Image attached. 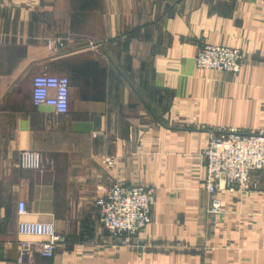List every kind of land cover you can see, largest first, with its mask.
<instances>
[{
    "label": "crops",
    "instance_id": "crops-1",
    "mask_svg": "<svg viewBox=\"0 0 264 264\" xmlns=\"http://www.w3.org/2000/svg\"><path fill=\"white\" fill-rule=\"evenodd\" d=\"M205 44L239 49L240 72L199 70ZM44 74L69 79L67 114L33 105ZM219 129L264 131V0H0V264H264V171L208 213ZM115 183L154 190L129 243L95 207ZM20 222L66 241L44 258Z\"/></svg>",
    "mask_w": 264,
    "mask_h": 264
},
{
    "label": "built area",
    "instance_id": "built-area-1",
    "mask_svg": "<svg viewBox=\"0 0 264 264\" xmlns=\"http://www.w3.org/2000/svg\"><path fill=\"white\" fill-rule=\"evenodd\" d=\"M61 48V40L49 41V47ZM243 54L239 49L222 45H203L195 58L199 70H214L238 74ZM70 81L65 76L39 75L33 80L32 103L35 107H51L58 114H67ZM206 159L204 188L210 196L208 212L221 213L222 203L215 197L220 190L245 191L251 185V175L264 171V131L245 132L235 129H219L213 134L203 151ZM154 191L143 186L126 187L118 183L110 185L105 194L95 200L100 222L115 238L130 242L151 223V206ZM26 214L24 202L19 203V215ZM19 233L40 237L39 253L53 258L66 237L59 234L52 224L19 223ZM32 242L20 246L19 262L31 256Z\"/></svg>",
    "mask_w": 264,
    "mask_h": 264
},
{
    "label": "rangeland",
    "instance_id": "rangeland-1",
    "mask_svg": "<svg viewBox=\"0 0 264 264\" xmlns=\"http://www.w3.org/2000/svg\"><path fill=\"white\" fill-rule=\"evenodd\" d=\"M242 64H243V60H242ZM241 68H242V66H241ZM146 188H149V187H146ZM150 189H152V188H150ZM153 190V189H152ZM154 191V190H153ZM154 198V197H153ZM209 205H210V203H209ZM209 213V212H208ZM210 214V213H209ZM213 215V214H212ZM99 220H100V216H99ZM101 223V222H100ZM103 226V225H102ZM104 227V226H103ZM107 230V229H106ZM140 235V234H139ZM120 237H118V239H119ZM120 239H123V238H120ZM124 241H125V239H124ZM125 242H127V241H125ZM127 243H129V242H127Z\"/></svg>",
    "mask_w": 264,
    "mask_h": 264
}]
</instances>
